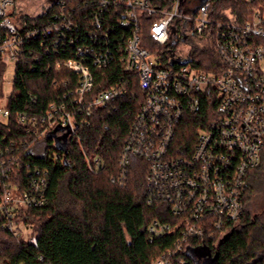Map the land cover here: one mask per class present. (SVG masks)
Masks as SVG:
<instances>
[{
    "label": "built area",
    "instance_id": "built-area-1",
    "mask_svg": "<svg viewBox=\"0 0 264 264\" xmlns=\"http://www.w3.org/2000/svg\"><path fill=\"white\" fill-rule=\"evenodd\" d=\"M33 1L0 0V59L7 65L15 67L32 39L54 33L65 36L75 28L67 12L70 0H43L40 12L21 14L19 4ZM98 1L103 10L116 8V25L126 30L116 39L117 52L111 51L109 40L114 28L104 27L96 15L90 44L78 47L75 58L55 66L58 74L68 69L78 76L76 89L51 104L46 117L22 114L19 123L40 141L51 132L75 134L93 110L107 108L129 93L123 77L116 86L93 96V69L108 68L117 60L124 73L136 76L143 101L120 159L119 184L132 159L148 164L147 197L168 205L174 218L173 223L155 221L149 227L150 236L181 235L175 251L154 264H172L177 253L193 249L192 242L223 233L243 216L247 177L260 165L264 150V6L253 7L250 20L238 23L232 17L228 22L214 20L209 1L202 5L201 0ZM260 1L247 0L251 6ZM55 7H59L58 14L47 25L26 27L16 21L35 22ZM145 18L154 19L150 34L157 47L153 51L142 47L140 26ZM182 41H190L193 49L214 50L218 62L210 66V72L196 67L198 60L192 52L175 54V46ZM185 61L190 63L179 64ZM209 104L215 108L192 155L173 157L170 149L181 123ZM8 117V109H0V123ZM13 144L0 149V224L18 237L23 227L16 219L23 210L47 203L49 179L41 169L31 171L28 164L24 169L21 150ZM52 157L59 159L60 155ZM23 169L29 175L26 185Z\"/></svg>",
    "mask_w": 264,
    "mask_h": 264
},
{
    "label": "trees",
    "instance_id": "trees-1",
    "mask_svg": "<svg viewBox=\"0 0 264 264\" xmlns=\"http://www.w3.org/2000/svg\"><path fill=\"white\" fill-rule=\"evenodd\" d=\"M69 2L67 12L75 28L67 31L66 37L54 33L27 42L14 67L13 91L7 105L10 117L0 123V149L14 143L16 150H21L23 168L28 164L31 171H45L49 188L44 206L23 210L16 219L23 227L20 236H13L0 224V264H154L175 251L181 235L150 236L151 224L173 223L174 218L168 205L147 197L148 164L144 160L132 159L124 182L119 184L120 159L143 101L138 78L124 73L117 60L108 68L93 69V96L116 86L123 77L129 93L107 108L93 110L84 126L78 124L75 134L51 132L40 141L19 123L22 114L46 117L51 104L76 89L78 76L68 69L58 74L55 66L75 58L78 47L90 44L96 15L104 27L114 28L109 35L113 53L117 52L116 39L126 33L116 25V8L103 10L98 0ZM209 2L212 18L220 22H228L229 17L238 23L247 22L253 7L264 6V0L255 6L247 0ZM58 10L53 8L35 22L16 21L26 27L44 26L54 21ZM153 22L145 18L140 26L142 47L150 51L157 47L150 34ZM192 56L198 60L196 67L205 72L218 62L212 48H194ZM7 67L0 59V96ZM214 108L204 105L202 112L184 119L170 149L173 157L192 155ZM27 142L30 146L22 148ZM54 153L59 159L52 157ZM259 164L247 177L241 220L223 233L192 242L193 249L177 253L172 264H264V214H253L249 209L253 198L264 191V150ZM24 169L21 174L26 185L29 175ZM198 249L206 251L204 257L188 256Z\"/></svg>",
    "mask_w": 264,
    "mask_h": 264
},
{
    "label": "rangeland",
    "instance_id": "rangeland-1",
    "mask_svg": "<svg viewBox=\"0 0 264 264\" xmlns=\"http://www.w3.org/2000/svg\"><path fill=\"white\" fill-rule=\"evenodd\" d=\"M43 7V0H36L33 2H26L23 4H19V9L21 14L26 15L29 13L30 15H35L37 12H40V9ZM193 44H195V40L192 41ZM192 43L189 41L187 43H184L183 41L180 42L178 45L175 46V54L177 56H186L189 53L193 51ZM14 76V67L10 63L6 69V72L1 80L2 85V95L0 96V109L5 110L8 105V101L10 98V95L12 94L13 87H12V78ZM252 205V206H251ZM249 209L250 212L253 214H264V191L262 193H259L256 195L251 203ZM198 256V258L204 257L206 254V251L204 249H198L195 252Z\"/></svg>",
    "mask_w": 264,
    "mask_h": 264
},
{
    "label": "water",
    "instance_id": "water-1",
    "mask_svg": "<svg viewBox=\"0 0 264 264\" xmlns=\"http://www.w3.org/2000/svg\"><path fill=\"white\" fill-rule=\"evenodd\" d=\"M207 1H209V0H201V5L202 4H205ZM196 11V10H195ZM197 12V11H196ZM188 63H190V61H185V62H180L179 64L180 65H182V66H185V65H187ZM66 149L64 148V151H65ZM192 255V257L193 258H195V257H198L197 256V254L195 253V252H188V256H191ZM215 259H217V256H216V258ZM201 264H208V263H201ZM212 264V263H211Z\"/></svg>",
    "mask_w": 264,
    "mask_h": 264
}]
</instances>
